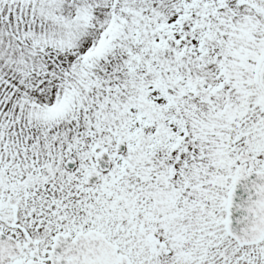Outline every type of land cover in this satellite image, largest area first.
I'll list each match as a JSON object with an SVG mask.
<instances>
[{
    "label": "snow or ice",
    "instance_id": "snow-or-ice-1",
    "mask_svg": "<svg viewBox=\"0 0 264 264\" xmlns=\"http://www.w3.org/2000/svg\"><path fill=\"white\" fill-rule=\"evenodd\" d=\"M0 264H264V0H0Z\"/></svg>",
    "mask_w": 264,
    "mask_h": 264
}]
</instances>
